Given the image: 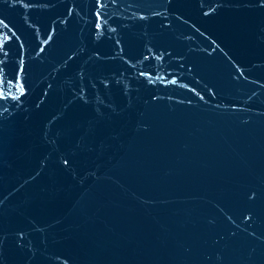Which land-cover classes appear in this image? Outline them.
<instances>
[{"label": "water", "instance_id": "obj_1", "mask_svg": "<svg viewBox=\"0 0 264 264\" xmlns=\"http://www.w3.org/2000/svg\"><path fill=\"white\" fill-rule=\"evenodd\" d=\"M0 264H264V0H0Z\"/></svg>", "mask_w": 264, "mask_h": 264}]
</instances>
